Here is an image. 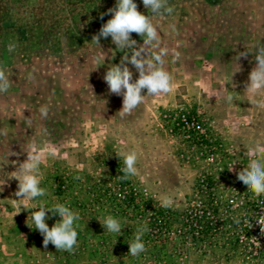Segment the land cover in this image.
<instances>
[{"label": "rangeland", "instance_id": "obj_1", "mask_svg": "<svg viewBox=\"0 0 264 264\" xmlns=\"http://www.w3.org/2000/svg\"><path fill=\"white\" fill-rule=\"evenodd\" d=\"M116 3L0 0V68L11 83L0 93V264H264V195L254 197L237 178L254 158L249 149L264 145V108L246 91L264 47V0H169L172 14L152 22L174 90L124 117L123 96L104 80L124 52L110 36L92 41ZM131 39L143 45L134 32ZM227 95L237 97L233 104ZM175 113L196 128L173 129L166 115ZM30 145L55 156L40 165L47 195L24 209L12 176ZM119 152H136L137 175L121 179ZM165 197L172 207L161 206ZM41 203L80 215L73 253L45 248L27 225ZM108 215L121 222L120 235L100 223ZM47 216L49 228L61 220ZM145 222L147 251L133 257L129 244Z\"/></svg>", "mask_w": 264, "mask_h": 264}, {"label": "clouds", "instance_id": "obj_2", "mask_svg": "<svg viewBox=\"0 0 264 264\" xmlns=\"http://www.w3.org/2000/svg\"><path fill=\"white\" fill-rule=\"evenodd\" d=\"M143 4L150 11L151 16L139 12L134 0H117L116 6L108 10L109 13H112V18L101 27L99 33L92 39L99 45L101 37L108 38L110 36L116 45V50L124 52L120 64L112 65L104 76L109 92L123 96V106L118 112L121 117L130 115L145 103L148 97L165 96L174 90V75L164 66V57L168 51L166 48H161L158 27L152 22V16L171 15L173 8L169 0H143ZM133 32L143 38V45L139 48H137L136 40L131 39ZM150 49L154 51L150 52ZM125 50L130 51L131 56ZM247 54L248 52H241L239 56L246 57ZM174 55L178 60L180 53L176 52ZM255 59L257 63L249 74L246 91L252 105L264 108V99H256L258 96L264 97V47H258ZM97 62L99 66L103 64L99 58H97ZM127 63H131L139 73V77L135 81H133V73L126 66ZM239 70L240 68L237 71ZM10 86L11 83L5 70L0 68V93L7 92ZM145 89L146 95L142 94ZM236 99L237 97L233 95L225 97L226 102L230 105ZM42 114L47 116V110L42 109ZM0 134L6 135V132L0 131ZM26 152L27 159L19 165L15 175L12 176L19 181L18 191L15 195L22 197L18 201H21L19 206H23L24 209H28L26 207L28 201L47 195V190L40 187L42 179L40 165L45 156H55L53 149L49 148L46 152H42L35 145H30ZM14 154L9 152V155ZM117 155L123 158L124 163V167L121 169L124 175L121 179H128L138 174L136 152H119ZM249 155L254 158L250 159L246 169L237 173V178L247 186L248 191L254 197L258 198L264 195V145L257 143L254 148L249 149ZM160 203L162 207L170 208L174 201L170 197H165ZM48 211L54 216L58 214L61 217V220L51 228L45 222L48 219ZM79 220L80 215L64 204H56L49 208L41 203L38 211L31 212V224L27 225L30 228L34 226L39 230L43 236L45 248L51 243L57 251L73 253L78 247L76 229L79 224L76 222ZM100 223L108 232L121 234L122 224L117 218L108 215ZM260 225L264 231V223H260ZM146 231L148 228L145 222L143 227L137 229L134 242L129 244L131 256L138 257L147 251L142 242V236Z\"/></svg>", "mask_w": 264, "mask_h": 264}, {"label": "built area", "instance_id": "obj_3", "mask_svg": "<svg viewBox=\"0 0 264 264\" xmlns=\"http://www.w3.org/2000/svg\"><path fill=\"white\" fill-rule=\"evenodd\" d=\"M166 117L168 118V121H170L173 125V129H189L190 127L191 129L196 128L194 122L192 121V118L189 119V117L185 113H175L174 115H166ZM172 128L170 129V132H172ZM197 128L200 130V132L204 131V129L201 130L199 127Z\"/></svg>", "mask_w": 264, "mask_h": 264}, {"label": "trees", "instance_id": "obj_4", "mask_svg": "<svg viewBox=\"0 0 264 264\" xmlns=\"http://www.w3.org/2000/svg\"><path fill=\"white\" fill-rule=\"evenodd\" d=\"M198 238V237H197Z\"/></svg>", "mask_w": 264, "mask_h": 264}]
</instances>
